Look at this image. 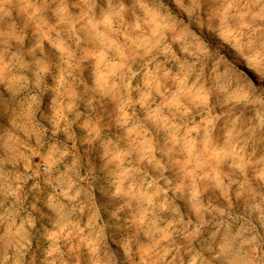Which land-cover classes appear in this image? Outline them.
<instances>
[{"label": "rangeland", "instance_id": "1", "mask_svg": "<svg viewBox=\"0 0 264 264\" xmlns=\"http://www.w3.org/2000/svg\"><path fill=\"white\" fill-rule=\"evenodd\" d=\"M55 7L54 0H0V10L11 13L3 27L13 21L18 26L17 32L6 36L26 34L23 50L27 52L34 43V28L47 31V25L68 32L69 25H58L52 15ZM34 8L39 9L36 15ZM68 8L75 16L94 8L96 19L102 10L116 18L103 28L94 21L87 35L81 23L71 24L74 38L69 44L75 58L60 99L67 102L72 87L83 93L85 84H93L94 61L84 60L81 49L98 51L102 40L105 48L119 47L125 57L137 46L141 53L152 50L135 62L117 61L110 51L109 60L125 66L106 69L114 73L110 82L130 81L132 89L143 88L146 72L153 73L152 99L146 107L137 104L128 109V116L142 122L147 136L133 134L135 151L124 158L120 169L102 158L99 142L80 143L85 133L78 125L74 141H67L62 133L56 138L70 155L43 159L53 140L48 117L54 93L49 89L57 86L59 62V53L45 41L44 53L53 67L39 91L15 80L0 83V264H264V50L251 51L250 40L242 39L249 17L264 4L91 0L86 5L83 0H68ZM29 16L34 22L25 27ZM241 17L244 23H236ZM256 24L264 26V21ZM18 47L14 41L10 47L0 44V52L7 60ZM193 64L199 70L196 79L180 71ZM129 67L140 74L132 79ZM8 71L3 70L5 81ZM163 72L169 73L168 79ZM23 75L32 81L31 72ZM176 76L186 81L179 85L185 92L202 87L210 94L204 97L207 107L194 108L186 122L188 127L199 125L208 136L203 131L189 136L181 128L176 142L168 144L171 150L163 159L168 167L165 176L172 181L169 186L164 181L154 184L158 173L138 165L137 154L150 155L149 145L141 143L148 139L161 158L160 149L170 137L158 128L175 123L163 105L165 97L170 98L169 89L177 91ZM33 94L38 95L37 102L30 100ZM131 95L136 98L137 93ZM157 105L161 111L153 125L144 118ZM113 107L106 100L102 106L97 103L105 114L103 135L115 139L122 133L109 128ZM79 108L84 113L82 123L88 110L83 103ZM48 180L52 183H45Z\"/></svg>", "mask_w": 264, "mask_h": 264}, {"label": "clouds", "instance_id": "2", "mask_svg": "<svg viewBox=\"0 0 264 264\" xmlns=\"http://www.w3.org/2000/svg\"><path fill=\"white\" fill-rule=\"evenodd\" d=\"M56 2V7L52 9V15L56 18L57 24H67L69 25L68 32L57 31L56 28H49L45 25L44 29L39 27L33 29L34 43L32 48L27 52L23 50L24 40L26 39V34L21 35L18 38L12 36H6V33H15L17 32L18 26L13 21L9 23L7 27H3L4 20L11 17V13L8 11H3L0 15V44L11 46V43L14 41L19 47L17 51L11 55L10 58L5 60V55L3 52H0V65H3V68H0V83H11L13 80L23 83L25 86L31 84L37 91L40 90L41 84L44 79L50 74L53 67L52 63L46 58L44 53V42L47 41L52 48L56 49L59 53L58 63L55 65L57 70V75L54 77L56 81V87L49 89L54 93L50 110L51 115L48 117L49 123L52 125L53 140L48 145V150L46 156L43 158L46 161H52L54 159L59 160L61 157H67L70 155V150L65 145L61 148V143L56 139L61 133L64 135L67 141H74L76 138L75 126H79L81 130L85 133L84 137L81 138L80 143L85 146H92L99 142V147L102 149V158L106 159L108 164L114 165L115 168L120 169L123 165L124 158L128 157L132 152L135 151L133 148L134 141L132 140L133 134L136 137H146V130L143 128V124L140 121L133 122L128 116V109L134 105H141L146 107L148 101L152 99V88L150 79L153 76L151 71L146 72V79L143 88L132 89L131 83L127 84H118L115 82H110V77L114 75L111 71H106L109 68H115L117 66L124 67L123 63H112L109 60L108 53L111 51L115 56L117 61H124L129 58L135 62L138 58L143 60L146 55H151L149 50L146 53H141L139 51V46L136 47L134 51L129 54V57H125L124 53L120 50L119 47H104L103 41H98L100 47L98 51L90 52L86 49H81L82 58L84 60L94 61L92 67V77L93 84L89 87L87 84L84 85L83 93H80L76 90L75 87L71 88L70 94L61 100L62 95L61 89L68 83L67 77L71 75V63L74 61L75 53L71 51L69 40L74 38V33L70 34V26L73 23H81L82 30L85 35L91 31V26L95 21V24L98 28H103L109 25L116 17L107 10H102L101 17L96 19L94 16V8H89L87 12L82 11L79 16H75L71 13L68 8V0H54ZM83 2L88 5L91 3V0H83ZM258 5L264 4V0H254ZM47 3V0H45ZM39 9H33V15L38 13ZM121 11H124L121 9ZM91 15L92 19H88V16ZM264 21V8H258L256 14L249 17L250 25L247 28V32L242 39L250 40L251 42V51H255L257 48L264 50V26L257 25L256 21ZM33 17L29 16L25 27L28 23H33ZM137 22L134 21V24ZM236 23L243 24L244 18L241 17L236 20ZM138 28V25H137ZM78 39V38H76ZM115 43L114 41L112 42ZM39 53V54H38ZM166 55V53H163ZM31 57V60L28 58ZM146 68L147 65H144ZM8 69V80L5 81L3 76V70ZM129 73H131V78L134 79L139 72L133 71L130 67L128 68ZM160 66H156V72L160 73ZM181 73H184L186 76L196 79V74L199 71L197 67L193 64L188 68L181 67ZM25 72H31L32 81H28L27 77L23 75ZM163 78L166 80L169 77L168 72L162 73ZM175 82L178 85L176 92L171 93L170 98L165 97L167 103L164 104V107H167L172 115V120L175 123L170 125V128H158V131H165L170 139L167 143L160 149L161 158L158 159L156 156V149L151 146V141L144 139L141 143L148 144L147 152L150 155L140 152L137 154V163L140 166L147 165L153 170V172L158 173V176L154 178L153 183L159 184L160 181H164L165 185H171L172 181L167 179L165 173L168 171V167L164 162V157H166L171 149H169L168 144H174L176 142V134H178L181 128L187 130L188 135L190 136L193 131H203L204 137L208 136V132L204 129H200L199 125L194 127H188L187 120L191 116L193 109H202L206 108L207 105L204 102V97L210 95L206 93L204 89L196 88L193 91L192 88H188L185 92V89L179 87V85H184L186 81L180 76L174 78ZM197 83H199L197 81ZM161 85L157 83L156 91L159 93ZM195 87V86H194ZM123 89V91H120ZM135 91L137 93L136 98H133L131 92ZM91 94V95H90ZM183 94V95H182ZM96 97H100L101 101H97ZM30 100L37 102L39 100L38 95H31ZM109 101L113 107V113L108 115V120L110 121L109 128H116L120 130L122 135H118L115 139L112 136H104V128L102 127L105 120V114L98 110L97 103L102 101ZM186 102L188 107H185L184 103ZM83 103L85 108L88 110L87 118L81 123L84 113L80 111L79 104ZM31 111V119L35 123V105L33 104ZM161 111V106L157 105L154 108H149L145 113V121L152 123L153 125L157 124L156 114ZM28 117L25 116V119ZM164 120L167 122L168 117L165 116ZM174 130V131H173ZM124 145V147H122ZM41 146H43L41 144ZM204 146L207 147V139L204 140ZM191 154V153H189ZM73 163H76L75 159ZM131 169H129L130 171ZM140 169L138 168L137 171ZM49 173L51 169H48ZM126 172L121 173L125 175ZM45 183L51 184L52 181L48 180ZM36 188L39 189V184L36 185ZM163 191V189H162ZM165 211L167 209H164ZM195 211V209H192Z\"/></svg>", "mask_w": 264, "mask_h": 264}]
</instances>
